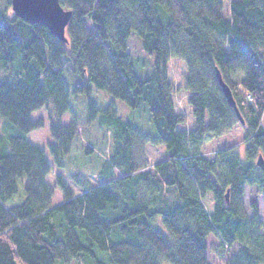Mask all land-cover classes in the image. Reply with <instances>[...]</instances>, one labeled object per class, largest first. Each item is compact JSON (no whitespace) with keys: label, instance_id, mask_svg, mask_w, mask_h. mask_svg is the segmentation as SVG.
Listing matches in <instances>:
<instances>
[{"label":"trees","instance_id":"16d2710c","mask_svg":"<svg viewBox=\"0 0 264 264\" xmlns=\"http://www.w3.org/2000/svg\"><path fill=\"white\" fill-rule=\"evenodd\" d=\"M59 1L72 12L67 42L0 0V264H209L210 236L221 257L238 245L228 264H264L259 204L252 202L250 216L243 202L246 186L264 199L257 164L264 162V0ZM132 35L155 59L145 79L129 52ZM172 59L187 68L179 89L188 95L190 129H179L186 118L175 107ZM66 64L82 75L75 91H105L132 110L144 104L154 127L142 133L114 105L89 102L90 120L105 129L111 152L88 167L74 156V186L63 175L51 185L46 151L25 137L45 126V117L32 114L46 111L54 163L64 168L73 155L79 126L61 120L70 111ZM236 127L244 155L227 147L205 155L208 135ZM149 144L163 146L165 159L148 163ZM57 187L64 198L54 205Z\"/></svg>","mask_w":264,"mask_h":264},{"label":"rangeland","instance_id":"374dc122","mask_svg":"<svg viewBox=\"0 0 264 264\" xmlns=\"http://www.w3.org/2000/svg\"><path fill=\"white\" fill-rule=\"evenodd\" d=\"M129 52L133 57V63L135 66L136 74L139 78L145 79L153 73L155 59L153 56L148 55L143 47L141 40L136 36L132 35L129 39ZM187 73L186 65L183 61L172 59L169 66L170 79L173 82L175 88L177 89L175 95V107L178 113L182 114L186 118L184 125L180 126L179 129H190L194 125V120L191 112V108L187 103L188 95L184 91H180V85L183 84L184 74ZM64 79L66 80L67 87L70 91V111L67 112L62 118V123L69 125L76 122L79 126L80 139L75 142L73 155L65 156V167L58 168L54 163V157L52 156L50 147L54 145V139L51 135V127L46 111L39 110L32 114L34 120L39 117H45V126L43 128L34 130L28 133L25 137L35 146H39L44 149L47 153L51 164L53 165L54 171L48 177V181L51 185L56 184V177L58 175H63L64 178L70 182V185H75L76 180L73 176L69 178L70 174L80 173L77 162L75 163V157L81 155L82 164L89 166V162L99 157H106L107 154L111 152V148L108 147L109 138L105 134V129L100 127L98 122L91 121L89 115V102L97 103L99 107H105L109 104L114 105L118 113L126 120L129 121L138 131L142 133H153L154 127L151 123L146 105H141L140 108L132 110L122 101L115 99L110 94L105 91L97 90L93 88L90 94L80 93L75 91L76 88L82 84L83 78L80 72H78L73 67L66 64L65 71L63 72ZM209 139L205 144V155L212 159L215 154L225 147L231 148V151H235L237 154L244 155V145L243 141V131L240 127H236L234 130L230 131L222 137H215L208 135ZM89 149L92 151L89 152ZM145 157L148 159V163L151 165L159 160H163L166 157L165 148L163 146L157 147L154 145L144 147ZM75 156V157H74ZM244 160V157H242ZM77 168H76V167ZM89 170H84V173ZM87 176L93 175L90 171L86 173ZM91 179V178H90ZM64 193L60 188H55V196L53 199V204L57 205L63 201ZM208 198H212V193L208 194ZM205 198L204 202L208 206V211L212 212L214 209V204L210 199ZM257 202L260 207V212L264 219V199L258 194L256 188L252 186H246L243 202L245 204V209L248 211L249 215H252V210L250 205L252 202ZM208 263L209 264H228V260L234 254L239 251L238 245L232 247L230 252L221 257L223 251L219 245V241L216 237L210 236L208 238ZM162 264H169L165 261Z\"/></svg>","mask_w":264,"mask_h":264},{"label":"water","instance_id":"95a60500","mask_svg":"<svg viewBox=\"0 0 264 264\" xmlns=\"http://www.w3.org/2000/svg\"><path fill=\"white\" fill-rule=\"evenodd\" d=\"M15 15L33 25H42L49 29L50 33L59 40L67 42L66 28L71 20L72 12L65 10L59 0H11ZM217 79L229 105L234 109L242 124L245 123L234 100L229 86L223 80L219 70ZM257 164L264 167L263 157L258 159ZM229 191L226 194L228 200Z\"/></svg>","mask_w":264,"mask_h":264}]
</instances>
